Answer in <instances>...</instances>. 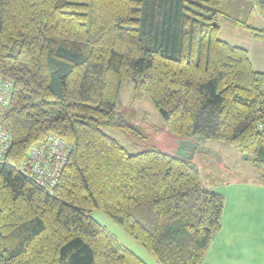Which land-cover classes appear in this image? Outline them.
I'll list each match as a JSON object with an SVG mask.
<instances>
[{"label": "trees", "instance_id": "obj_1", "mask_svg": "<svg viewBox=\"0 0 264 264\" xmlns=\"http://www.w3.org/2000/svg\"><path fill=\"white\" fill-rule=\"evenodd\" d=\"M264 0H0V116L11 147L0 171V264H145L91 218L99 211L159 264H201L224 197L201 186L182 152L128 153L102 132L128 79L166 131L237 149L264 183V72L218 38ZM130 136L135 132L118 120ZM57 136L70 149L48 193L19 172ZM198 144H197V146Z\"/></svg>", "mask_w": 264, "mask_h": 264}, {"label": "rangeland", "instance_id": "obj_2", "mask_svg": "<svg viewBox=\"0 0 264 264\" xmlns=\"http://www.w3.org/2000/svg\"><path fill=\"white\" fill-rule=\"evenodd\" d=\"M217 23L218 38L230 45L245 49L253 69L264 72V42L256 40L249 29L224 22L220 16L217 17ZM248 25L257 30L264 29V21L258 10L249 14ZM113 112L116 120L119 118L121 124L129 126L135 132V137L117 126L116 120L114 123L103 126L101 130L116 140L128 153L138 154L147 150H158L179 155L182 152V143L166 131L161 115L153 103L139 88L135 87L132 81L128 79L122 81ZM196 143L199 145V150H195L189 161L197 167L203 188L218 190L216 187L222 182L236 181L241 177L253 179V176L254 178L259 176L250 163L244 162L237 149L218 141L202 138H197ZM263 212V209L259 210L260 216L257 221L262 220ZM91 218L145 264H159L141 244L106 215L94 211L91 213ZM252 250L255 251L254 257L257 260L260 259L264 254V234L256 233ZM257 260L254 259L252 263L258 264L260 261Z\"/></svg>", "mask_w": 264, "mask_h": 264}, {"label": "crops", "instance_id": "obj_3", "mask_svg": "<svg viewBox=\"0 0 264 264\" xmlns=\"http://www.w3.org/2000/svg\"><path fill=\"white\" fill-rule=\"evenodd\" d=\"M194 144L197 146V143ZM196 150H199L198 147ZM225 182L218 184V190H214L224 197L221 226L201 264H256L252 263L257 259L251 249L256 233L264 234V212L262 220L257 221L259 210L264 211V183L259 176ZM257 261L264 264V254Z\"/></svg>", "mask_w": 264, "mask_h": 264}, {"label": "built area", "instance_id": "obj_4", "mask_svg": "<svg viewBox=\"0 0 264 264\" xmlns=\"http://www.w3.org/2000/svg\"><path fill=\"white\" fill-rule=\"evenodd\" d=\"M264 21V12L260 13ZM12 95V83L0 74V111L9 104ZM11 147V137L0 116V171L5 164V157ZM70 149L57 136H50L40 144L33 145L19 172L42 190L52 193L64 169ZM1 219V206H0Z\"/></svg>", "mask_w": 264, "mask_h": 264}, {"label": "water", "instance_id": "obj_5", "mask_svg": "<svg viewBox=\"0 0 264 264\" xmlns=\"http://www.w3.org/2000/svg\"><path fill=\"white\" fill-rule=\"evenodd\" d=\"M181 143V149L183 150L182 156L188 160L191 159L196 150V145L189 140L182 141Z\"/></svg>", "mask_w": 264, "mask_h": 264}]
</instances>
